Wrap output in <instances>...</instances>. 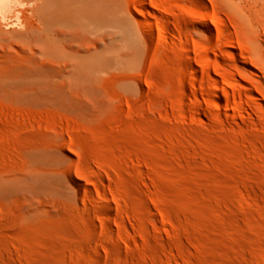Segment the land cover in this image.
I'll return each instance as SVG.
<instances>
[{"label":"rangeland","instance_id":"374dc122","mask_svg":"<svg viewBox=\"0 0 264 264\" xmlns=\"http://www.w3.org/2000/svg\"><path fill=\"white\" fill-rule=\"evenodd\" d=\"M0 264H264V0H0Z\"/></svg>","mask_w":264,"mask_h":264},{"label":"bare ground","instance_id":"6f19581e","mask_svg":"<svg viewBox=\"0 0 264 264\" xmlns=\"http://www.w3.org/2000/svg\"><path fill=\"white\" fill-rule=\"evenodd\" d=\"M44 6V5H43ZM41 7H42V5H41ZM47 8V7H46ZM135 10L143 17V18H145L146 16H147V12H145V10H143V9H141V8H135ZM61 12H64V14H71V10L69 9V8H67V6H65V5H61V4H57V3H55L54 4V13L56 14V16L57 17H59V16H61L62 15V13ZM208 19L210 20V21H213L212 19L213 18H211V16H209L208 17ZM195 23V21L193 20V21H191L190 22V24H194ZM146 25L147 26H152L149 22H147L146 21ZM49 33V32H48ZM179 74L180 75H182L183 74V72L182 71H180L179 72ZM180 86L182 87V88H191V84H189V82H187L186 80H183L182 82H181V84H180ZM192 96L194 97V98H197L198 96L196 95V94H192ZM219 98V97H218ZM223 101V100H222ZM227 102V101H226ZM225 104H228V103H225Z\"/></svg>","mask_w":264,"mask_h":264}]
</instances>
